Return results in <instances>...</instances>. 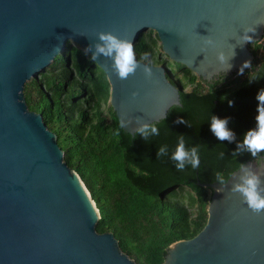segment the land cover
Segmentation results:
<instances>
[{"label":"water","instance_id":"obj_1","mask_svg":"<svg viewBox=\"0 0 264 264\" xmlns=\"http://www.w3.org/2000/svg\"><path fill=\"white\" fill-rule=\"evenodd\" d=\"M251 41L264 36V0H0V264H137L112 232H98L99 210L79 174L64 160L57 136L41 113L28 109L25 82L35 78L72 44L96 42V33L133 37L156 31L165 58L183 64L209 87L218 85L245 61ZM206 36L215 46L204 45ZM234 47V49H233ZM231 57L221 64L217 53ZM95 63L110 84V105L122 128L134 135L136 118L164 119L181 106V86L168 79L165 65L153 77L142 71L120 81L111 60ZM140 95L133 98L132 93ZM264 157V155H262ZM264 172V160H248ZM196 184L212 189L207 221L193 237L171 243L162 264H264V214L256 215L239 194L229 192L240 175ZM264 178V177H262Z\"/></svg>","mask_w":264,"mask_h":264},{"label":"trees","instance_id":"obj_2","mask_svg":"<svg viewBox=\"0 0 264 264\" xmlns=\"http://www.w3.org/2000/svg\"><path fill=\"white\" fill-rule=\"evenodd\" d=\"M134 45L138 59L147 52L154 65H168V79L182 87L181 106H172L155 122L160 135L150 141L120 127L106 75L77 44L26 81L23 92L28 109L42 114L64 160L90 192L100 213L96 230L112 232L137 264H162L171 243L193 237L207 221L212 189L197 185V179L214 182L215 172L228 178L241 163L253 160L250 153L236 157L232 152L256 124V96L264 89V36L249 42L254 58L243 75L234 73L212 87L165 58L156 31L148 29ZM212 115L229 118L236 141L215 137ZM179 118L188 124L176 123ZM180 134L188 147L199 145V169L178 171L170 159ZM160 145L168 146L169 155L157 159Z\"/></svg>","mask_w":264,"mask_h":264},{"label":"clouds","instance_id":"obj_3","mask_svg":"<svg viewBox=\"0 0 264 264\" xmlns=\"http://www.w3.org/2000/svg\"><path fill=\"white\" fill-rule=\"evenodd\" d=\"M252 30L245 28L243 36L239 37L241 44L251 42V36L248 34ZM132 37H121L115 32L99 31L96 33L98 37L96 42H92L84 49V54L95 62L99 61L100 57L111 60L112 74L120 81L128 80L129 77L135 76L140 70L146 80H151L153 77L152 60L149 53H144L140 58H137L135 45ZM205 47L215 46V40L211 36H206L204 40ZM234 49V47H233ZM235 56L233 54L231 57ZM226 56L224 51L220 50L217 53V59L221 64H228L230 69L232 65L229 63L231 58ZM251 67L250 61H245L238 74L243 75L246 68ZM140 95L139 91H134L132 97ZM257 115L255 117V127L250 128L243 134V139L237 143L236 149L232 152L233 156H240L244 153H250L251 157L257 161L264 160L261 153H264V89H261L257 96ZM232 106V102H230ZM138 127L136 135L142 136L145 141H150L152 137L160 135V129L155 122L145 121L141 117L136 118ZM131 123L129 118H121L120 127L126 129V126ZM176 123L188 124L184 118H179ZM229 118H220L212 115L210 121L211 132L221 141L232 143L236 141V133L229 126ZM169 155L167 145H160L157 148V159ZM221 157L224 153H220ZM170 159L174 162V166L178 171H184L187 167L193 170L200 168V147L199 145L187 146L184 134H180L175 150L171 153ZM240 175L238 179L232 183L229 192L239 194L242 202L247 205V208L256 215L264 214V172L257 171L253 166L245 163L240 164ZM214 179L219 182L221 187L216 191L223 192L229 184V180L222 172H215Z\"/></svg>","mask_w":264,"mask_h":264},{"label":"flooded vegetation","instance_id":"obj_4","mask_svg":"<svg viewBox=\"0 0 264 264\" xmlns=\"http://www.w3.org/2000/svg\"><path fill=\"white\" fill-rule=\"evenodd\" d=\"M162 65V64H161ZM164 65V64H163ZM168 67V65H166ZM169 68V67H168Z\"/></svg>","mask_w":264,"mask_h":264}]
</instances>
